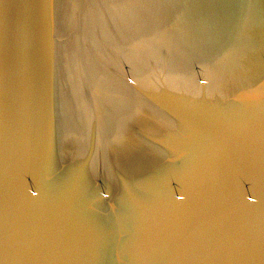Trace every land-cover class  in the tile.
Here are the masks:
<instances>
[{
    "label": "water",
    "instance_id": "1",
    "mask_svg": "<svg viewBox=\"0 0 264 264\" xmlns=\"http://www.w3.org/2000/svg\"><path fill=\"white\" fill-rule=\"evenodd\" d=\"M0 264H264V0H0Z\"/></svg>",
    "mask_w": 264,
    "mask_h": 264
}]
</instances>
